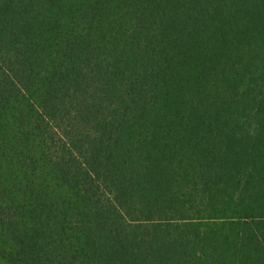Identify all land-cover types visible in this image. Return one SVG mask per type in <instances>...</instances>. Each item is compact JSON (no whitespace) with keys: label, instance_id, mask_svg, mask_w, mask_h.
<instances>
[{"label":"trees","instance_id":"16d2710c","mask_svg":"<svg viewBox=\"0 0 264 264\" xmlns=\"http://www.w3.org/2000/svg\"><path fill=\"white\" fill-rule=\"evenodd\" d=\"M0 264H264V0H0Z\"/></svg>","mask_w":264,"mask_h":264}]
</instances>
